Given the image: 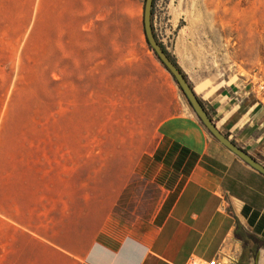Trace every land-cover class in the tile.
<instances>
[{"label":"crops","instance_id":"crops-1","mask_svg":"<svg viewBox=\"0 0 264 264\" xmlns=\"http://www.w3.org/2000/svg\"><path fill=\"white\" fill-rule=\"evenodd\" d=\"M97 2L72 0L89 15ZM184 73L217 127L264 164V92ZM161 106L148 146L121 154L82 149L60 105L44 117L56 127L10 133L0 146V264H264V174L206 129L176 83ZM144 202L146 215H123Z\"/></svg>","mask_w":264,"mask_h":264},{"label":"rangeland","instance_id":"rangeland-1","mask_svg":"<svg viewBox=\"0 0 264 264\" xmlns=\"http://www.w3.org/2000/svg\"><path fill=\"white\" fill-rule=\"evenodd\" d=\"M144 5L98 0L89 15L72 0H0V146L12 132L51 128L44 117L60 105L82 149H145L176 82L146 40ZM153 23L194 81L264 85V0H155Z\"/></svg>","mask_w":264,"mask_h":264},{"label":"water","instance_id":"water-1","mask_svg":"<svg viewBox=\"0 0 264 264\" xmlns=\"http://www.w3.org/2000/svg\"><path fill=\"white\" fill-rule=\"evenodd\" d=\"M154 0H145L143 24L146 40L150 48L154 51L159 61L171 73L179 88L185 95L188 103L192 107L197 117L201 120L206 129L224 146L234 152L243 161L264 174V164L249 154L245 149L240 147L236 142L230 139L223 131H221L213 121L209 112L197 96L191 83L186 77L184 71L178 63L171 57L167 49L158 39L153 27L152 13Z\"/></svg>","mask_w":264,"mask_h":264},{"label":"built area","instance_id":"built-area-1","mask_svg":"<svg viewBox=\"0 0 264 264\" xmlns=\"http://www.w3.org/2000/svg\"><path fill=\"white\" fill-rule=\"evenodd\" d=\"M259 89H264V85H259ZM186 264H222L219 262L218 257L213 258L211 260L205 261V260H201V259H197V258H191L187 261Z\"/></svg>","mask_w":264,"mask_h":264},{"label":"trees","instance_id":"trees-1","mask_svg":"<svg viewBox=\"0 0 264 264\" xmlns=\"http://www.w3.org/2000/svg\"><path fill=\"white\" fill-rule=\"evenodd\" d=\"M154 2H155V0H154ZM154 5V4H153ZM152 21H153V13H152ZM153 27H154V23H153ZM165 47V46H164ZM182 69V68H181ZM186 75V74H185ZM253 252H255L256 253V251H254L253 250ZM248 258V251H244V254H243V256H242V261H241V263H244V261H246V259Z\"/></svg>","mask_w":264,"mask_h":264}]
</instances>
